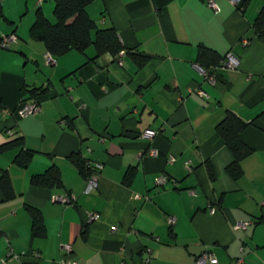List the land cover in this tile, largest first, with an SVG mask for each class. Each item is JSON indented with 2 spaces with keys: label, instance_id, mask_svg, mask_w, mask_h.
Returning <instances> with one entry per match:
<instances>
[{
  "label": "crops",
  "instance_id": "obj_1",
  "mask_svg": "<svg viewBox=\"0 0 264 264\" xmlns=\"http://www.w3.org/2000/svg\"><path fill=\"white\" fill-rule=\"evenodd\" d=\"M32 2L49 17L50 1ZM215 2L218 11L207 0L90 3L98 27L113 26L126 48L148 57L141 68L124 53L89 60L92 47L48 65L44 45L29 37L34 15L22 29L1 30L16 40L0 47V145L16 137L24 144L0 152L14 194L0 188V264H57L64 244L78 264H194L205 251L217 264H264V38L253 26L264 0L243 10ZM201 45L235 66L217 67L207 82ZM37 87L45 91L32 97ZM22 100L39 112L12 115ZM228 112L249 123L241 140L251 153L238 179L226 172L232 154L215 130ZM21 147L34 152L25 167L15 163ZM71 155L101 165L95 190L85 192ZM52 164L63 186L32 185ZM66 193L72 203L55 200ZM26 205L39 210L43 236ZM89 212L98 218L88 221Z\"/></svg>",
  "mask_w": 264,
  "mask_h": 264
},
{
  "label": "trees",
  "instance_id": "obj_2",
  "mask_svg": "<svg viewBox=\"0 0 264 264\" xmlns=\"http://www.w3.org/2000/svg\"><path fill=\"white\" fill-rule=\"evenodd\" d=\"M93 1L95 0H53L52 14L54 21H51L41 8H37L34 12V20L29 28V37L34 41L41 42L47 52L53 57L63 56L72 50L85 53L89 47H92L95 55L89 58V60H93L105 53L117 56L123 52L133 60L137 68L144 66L148 61L146 55L132 53L121 43L119 35L113 26L100 28L89 16L86 7ZM247 2L248 0H241L240 8L238 7V9L243 10ZM0 18L6 21L1 5ZM253 26L257 36L264 38V7L255 19ZM1 39L2 37H0V42ZM223 58L224 56L214 49L203 45L199 46L197 61L208 74L205 75V78L210 74H214ZM44 91L43 87L30 90L32 97ZM17 108L12 111V115L14 112L16 114ZM248 126L249 123L244 122L231 112L226 113L225 117L215 126L216 133L223 139L232 154V160L226 166V172L234 179L241 177L243 171L240 162L251 153V149L241 140V133ZM69 128L72 129L73 127L70 125ZM23 144V137L13 138L9 142L0 145V152L13 147H19ZM33 155V151L21 147L15 157V163L21 167H25ZM69 159L84 177L89 174L84 167L85 159H81L79 155H71ZM207 168L209 176L213 179V169L210 164L207 165ZM0 176V188L5 198H12L14 194L11 190L8 174L2 172ZM30 182L34 186L44 188H61L63 186L60 170L55 164L49 166L43 173L32 175ZM125 182L129 184V181L126 179ZM25 208L31 216L32 228L35 235L43 236L44 233L42 231L44 228L39 210L29 205H26Z\"/></svg>",
  "mask_w": 264,
  "mask_h": 264
},
{
  "label": "built area",
  "instance_id": "obj_3",
  "mask_svg": "<svg viewBox=\"0 0 264 264\" xmlns=\"http://www.w3.org/2000/svg\"><path fill=\"white\" fill-rule=\"evenodd\" d=\"M230 2L240 8L239 5L241 3V0H230ZM207 5L210 8L214 9L215 11H218V6H217L215 0H207ZM15 40H16V37L14 35L3 36L1 39V42H0V47L1 48H8L9 44ZM122 54H123V52H121L119 54V56H121ZM44 59H45V63L48 65L56 63L55 58L48 52L45 55ZM235 64H236L235 59L232 56L228 55L227 59L222 60L220 66L221 67H234ZM206 74L207 73L205 72V75ZM205 79L207 80V82L213 83L215 76H214V74H210ZM199 93L201 95L205 94L203 91H199ZM39 110H40V106L36 101H24V100H22L21 103L19 104L18 108H17L16 114L19 117H26L29 115L36 114L37 112H39ZM152 133H153L152 131H146L144 134L152 135ZM151 153L153 155L156 154V150L152 149ZM170 160H173V158H171ZM84 167L89 172V174L85 177V180H86L85 192L89 193L92 190H95L97 187V173L101 169V165L98 163H94L93 161L85 159ZM187 167H188V163H187ZM157 182L158 183L165 182V177L164 176L160 177L157 180ZM191 192H193V191H191ZM55 200L58 202H61L63 204H70L73 202V198L68 193L56 196ZM87 217H88L87 218L88 221H93V220H96L98 218V215H97V213L89 212V213H87ZM169 223L170 224L174 223L173 217L169 218ZM250 224H251V222H240V223H236V227L246 228ZM62 250H63V255L59 258V260L57 261V264H78V260L71 255V252H72L71 245H69V244L62 245ZM15 257H17V256H15ZM194 264H217V259L212 252L205 251L200 256H198L196 258Z\"/></svg>",
  "mask_w": 264,
  "mask_h": 264
},
{
  "label": "rangeland",
  "instance_id": "obj_4",
  "mask_svg": "<svg viewBox=\"0 0 264 264\" xmlns=\"http://www.w3.org/2000/svg\"><path fill=\"white\" fill-rule=\"evenodd\" d=\"M0 0L4 13L6 15V17L8 18L9 21L14 20L13 24L11 23H7L3 20V18H0V32L3 28H7V29H11L13 27H15L16 25H18L21 21L22 18L25 20H27V18L29 17V15H34V10L35 8H33V2L32 0ZM48 1H50V4L52 5L50 8V13H49V19L51 21H54V16L52 14V8H53V3L52 0H45V3H47ZM30 9V14L28 12V10ZM23 14V15H22ZM21 29L23 28L24 22H21ZM25 26V25H24ZM1 34V33H0ZM13 43V42H12Z\"/></svg>",
  "mask_w": 264,
  "mask_h": 264
}]
</instances>
